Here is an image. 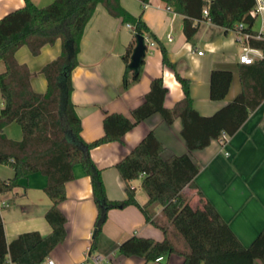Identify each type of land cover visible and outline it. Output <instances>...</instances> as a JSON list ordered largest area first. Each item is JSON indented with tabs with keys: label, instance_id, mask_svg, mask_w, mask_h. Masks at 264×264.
I'll return each mask as SVG.
<instances>
[{
	"label": "trees",
	"instance_id": "1",
	"mask_svg": "<svg viewBox=\"0 0 264 264\" xmlns=\"http://www.w3.org/2000/svg\"><path fill=\"white\" fill-rule=\"evenodd\" d=\"M174 11L183 15V31L191 39L198 30L199 22L208 19L227 29L243 21L245 30L256 32V21L250 11L255 0H164ZM142 9L149 0H140ZM101 3L108 12L131 23L135 38L127 47L123 58L126 66L123 85L129 86L141 73L129 67L136 35L156 39L141 15L126 10L121 0H53L39 6L32 0L9 11L0 18V60L5 69L0 72V163L10 165L14 174L0 177V193L19 184L21 178L33 172L47 177L45 191L52 203L45 212L51 225L47 235L38 230L24 231L7 242L0 216V264L11 259L16 264H42L53 247L66 235V217L58 207L65 194V183L73 178V167L82 164L91 178L93 197L98 213L94 224L90 253H95L102 226L112 208L137 205L145 219L160 227L163 240L133 235L118 247L119 255H139L147 260L156 259L170 252L184 256L183 264H264V229L249 245H244L217 208L198 190L201 207H193L189 196L183 192L186 186H194L200 171L192 151L210 144L225 132L233 135L247 120L250 113L264 101V37H251L249 43L263 52V57L252 63H241V91L235 98L211 115L201 114L193 105L190 81L178 73L185 96L172 108L164 106L167 88L162 77L151 81L144 100L136 106L133 119L121 113H111L104 118L105 134L91 142L81 136V119L72 101V73L78 65V53L85 26ZM208 8V13L204 9ZM61 39V52L42 67L47 78L45 92H37L31 85L29 67L20 63L16 50L27 45L34 55L47 43ZM163 61L170 63L167 50L162 46ZM144 59V58H143ZM143 62V61H142ZM229 69H213L210 78V97L223 99L232 81ZM154 112H160L168 123L181 118V134L188 152L164 158L163 145L154 131L141 142L116 167L126 181L128 197L123 200L109 199L101 169L90 155V150L103 142L120 140L122 135L137 122ZM21 125L20 140L9 138L4 128L11 122ZM142 178V187L148 194L145 204L135 196L131 181ZM161 206L159 214L154 208ZM170 229L175 233L171 234Z\"/></svg>",
	"mask_w": 264,
	"mask_h": 264
},
{
	"label": "crops",
	"instance_id": "2",
	"mask_svg": "<svg viewBox=\"0 0 264 264\" xmlns=\"http://www.w3.org/2000/svg\"><path fill=\"white\" fill-rule=\"evenodd\" d=\"M32 1L43 6L53 0ZM121 4L131 14L141 15L156 39L149 37L154 43L146 49L140 76L125 87L123 56L135 38L134 31L128 25L131 23L110 14L103 4L97 5L85 26L78 53L79 63L72 73V101L81 119V136L85 141H94L105 134L103 122L108 114L121 113L133 119V109L144 100L151 81L156 77H162L167 88L164 98L167 108H172L185 96L176 74L187 78L193 105L203 115L213 114L241 91L239 55L242 42L233 28L227 29L203 19L197 32L188 39L183 31V15L173 8L168 9L164 0H149L143 9L140 0H121ZM24 5L25 0H0V18ZM257 21L254 30L260 27ZM162 46L167 50L170 63L163 61ZM60 52V38L43 45L37 55L27 45L16 50L17 60L27 64L32 72L31 85L35 91H46L48 82L42 67ZM4 69L5 63L0 60V72ZM213 69H229L233 74L229 90L220 100L210 97ZM2 103L0 92V106ZM181 128V118L168 123L160 112H154L127 130L120 140L103 142L91 148L90 155L101 169L108 198L123 200L128 197L126 181L116 164L150 131H154L162 143L164 158L188 152ZM4 132L14 140L23 136L21 125L15 121L5 126ZM192 156L199 163L200 171L194 179V186L183 189L191 205L195 208L202 206L200 190L243 244L249 245L264 229V101L225 143L212 139L206 147L193 150ZM13 174L10 165L0 163L1 178L7 179ZM142 178L143 175L132 180L131 185L137 201L145 204L148 194L142 187ZM46 183V175L33 172L21 178L13 189L0 193V216L7 242L24 231L38 230L43 235L51 232V225L45 218L52 203L45 191ZM65 194L58 207L66 217V235L48 255L58 264H79L89 254L103 256L104 264H183L184 256L176 252L167 253L160 260L117 253L119 245L133 235L156 240L165 237L164 231L147 221L135 204L109 210L97 249L90 253L98 208L91 178L82 164L74 165L73 178L65 183ZM161 209L156 206L154 211L159 214ZM170 232L175 237L172 229ZM257 264L261 262L257 260Z\"/></svg>",
	"mask_w": 264,
	"mask_h": 264
},
{
	"label": "built area",
	"instance_id": "3",
	"mask_svg": "<svg viewBox=\"0 0 264 264\" xmlns=\"http://www.w3.org/2000/svg\"><path fill=\"white\" fill-rule=\"evenodd\" d=\"M168 9L172 7L167 5ZM204 13H208V8L204 9ZM251 15L255 17L256 20L259 22V29L255 30L256 32H252L249 30H245L247 26L245 22L240 21L238 22L233 30L236 32L238 39L242 42V51L239 55V61L241 63H252L253 61L260 59L263 57V52L249 43V39L251 37L262 38L264 37V0H255V4L250 11ZM129 27L133 28V25L128 24ZM171 38V35H169ZM146 46H150L154 43L148 36H145ZM202 53V51H199ZM228 135L223 132L221 137L218 138L221 143H225L227 141ZM6 204V202H3ZM163 256L157 257L155 260L162 259ZM5 264H16L11 259H8ZM42 264H58L54 258L47 256L46 259ZM79 264H104V257L97 254H89L87 259L80 262Z\"/></svg>",
	"mask_w": 264,
	"mask_h": 264
},
{
	"label": "water",
	"instance_id": "4",
	"mask_svg": "<svg viewBox=\"0 0 264 264\" xmlns=\"http://www.w3.org/2000/svg\"><path fill=\"white\" fill-rule=\"evenodd\" d=\"M146 41H145V36L142 34H137L136 35V43L133 48V51L131 53V58L129 62V67L135 71H137L143 61V58L146 54Z\"/></svg>",
	"mask_w": 264,
	"mask_h": 264
},
{
	"label": "rangeland",
	"instance_id": "5",
	"mask_svg": "<svg viewBox=\"0 0 264 264\" xmlns=\"http://www.w3.org/2000/svg\"><path fill=\"white\" fill-rule=\"evenodd\" d=\"M257 25H259V22L257 21Z\"/></svg>",
	"mask_w": 264,
	"mask_h": 264
}]
</instances>
